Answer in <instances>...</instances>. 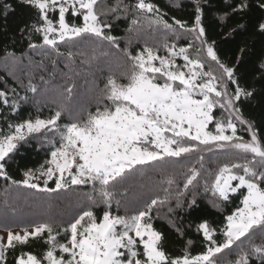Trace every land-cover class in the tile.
Wrapping results in <instances>:
<instances>
[{"label":"snow or ice","instance_id":"6c2138e0","mask_svg":"<svg viewBox=\"0 0 264 264\" xmlns=\"http://www.w3.org/2000/svg\"><path fill=\"white\" fill-rule=\"evenodd\" d=\"M206 2L192 0L191 18L171 17L170 22L152 0H117L106 11L97 10L98 0H0L5 24L16 6L31 11L32 19L18 27L30 50L47 47L63 55L61 44L94 39L121 51L127 62L125 70L110 71L102 87L94 83L86 103L72 106L75 85L68 84L47 117L37 114L7 122L6 130L0 128V178L11 186L48 195L63 193L70 202L71 197L78 198L76 189L91 188L83 194L86 202L67 220L49 216L18 231L6 228L0 235V264H222L226 250L234 248L235 259L223 264H264V242L251 239L256 232L264 236V136L241 107L244 101L264 95V57L254 69L253 83H242L239 66L247 49H239L235 62L221 57L217 39L210 38L205 27ZM254 8L260 13L255 27L264 35V0H226L218 12L222 28L227 29L224 36L244 30L246 23L230 26L229 21L244 20ZM109 14L112 20L106 18ZM121 16L130 18L129 33L146 25L149 31L162 29L169 35L162 43L145 42L135 53L127 46L121 49L120 38L111 34L113 22ZM181 32L191 37L184 46L176 43ZM36 37L40 43L34 42ZM66 54L73 57L71 50ZM27 90L36 93L37 85L29 80ZM12 92L10 98L8 90H0V106L15 112L18 102L15 89ZM238 126L247 139L237 134ZM32 139L48 145L46 158L14 179L7 165ZM204 152L234 155L218 160L213 170L205 169ZM193 155L196 162L183 173L182 187L174 174H166L163 196L156 194L135 206L117 198L128 191L125 188L122 194L118 188L143 168L159 166L165 174L179 159ZM201 188L211 193L216 209L240 195L223 227L206 218L185 226L182 217H175L177 209L190 213L198 207ZM173 199L168 228L184 239L194 227L202 236L196 254L191 251L192 239L185 241L179 254L169 251L167 232L155 227L159 208ZM100 208L102 214L97 215ZM34 240L44 244L40 253L25 250Z\"/></svg>","mask_w":264,"mask_h":264},{"label":"trees","instance_id":"16d2710c","mask_svg":"<svg viewBox=\"0 0 264 264\" xmlns=\"http://www.w3.org/2000/svg\"><path fill=\"white\" fill-rule=\"evenodd\" d=\"M116 2L117 0H103V5L108 8ZM152 2L158 5L162 12L167 14L165 18L169 19L170 22L171 17L184 20H189L191 18L193 11L192 0H152ZM225 2L226 0H207L204 17L205 27L208 30L209 37L217 39L220 55L224 59L235 62V58L239 54V49L241 47H246L247 51L243 55V60L239 66V73L244 77L242 83L244 81L253 83L254 69L259 59L264 57V35L260 34L255 27L260 13L254 8L244 20L233 17L232 20L229 21L230 26H234L236 23H246V28L244 30H238L232 37L226 38L224 33L227 29L222 28L218 17V12L224 8ZM106 18L112 20L111 14ZM31 19V11L21 6H16L15 13L8 17L6 24L5 21L0 18V63H2L5 58L9 57H24L27 58L26 60L35 63L33 69L23 71L21 75L12 71L8 72L10 69L7 70L0 67V90H8L9 97L11 98L13 95L12 90L15 89V98L18 102V107L15 112L0 106V128L5 130L7 122L15 123L20 120L28 119L29 117L34 118L37 114L42 117H47L50 112L54 110L55 105L53 101L56 103L60 102L57 94L61 93L63 88L68 84L75 85L72 106L76 107L75 103H86L87 101L78 95L79 92H83L82 86L84 84H87L86 91L91 88L94 83H100L102 87L103 85L101 82L110 71L119 72L125 70L127 67V62L121 51H117L105 41L94 39H85L82 42L78 41L74 46H64L61 44L60 52L64 53L63 55H58L47 47L36 49L40 50L39 53H37L36 50H30L27 47V40L21 38L18 27L29 22ZM68 19L71 20L72 18L69 16ZM75 22L78 24L81 23L79 19ZM129 23L130 18L124 16H121L119 20L113 22L111 34L120 38L121 49L127 46L129 50L135 53L138 48L143 46V42L141 41L146 38V36L152 37L154 43H162L164 41L163 36L158 34L159 31H149L146 25L136 30L137 32L134 31L129 33L127 31ZM179 40L185 45L189 39L182 36ZM129 41L133 42L129 44ZM34 42L40 43L39 38H34ZM68 50L73 52V57L69 58L67 56L66 53ZM92 50L95 51L93 60L91 56H89ZM11 53H15V56L10 55ZM32 53H34L35 56H33ZM81 53H83V55H81ZM105 53H107V55H105ZM115 54L118 55L120 59L113 57ZM21 59L23 62H26L25 59ZM53 61H55V63H53ZM90 62L95 63L96 66H92ZM103 64L104 68L102 67ZM41 77H43V79H41ZM29 80L37 85L38 91L36 93L27 90ZM255 86L257 89L260 88L259 83H256ZM87 93L90 94L88 91ZM44 94H48L46 96L47 99L39 101V98ZM25 96H27L26 100L21 99V97ZM241 107L245 116L256 122L260 134L264 136V95L258 94L255 99L244 101ZM216 115L219 116L220 111H217ZM66 119L67 118L62 122H66ZM210 127H212V125ZM243 134L248 138L246 132L243 131ZM47 151L48 145H42L39 143L38 139H32L27 144H23L19 150L13 154V159L9 161L7 165L10 175L14 179H20L24 169L35 168L43 162L46 158ZM203 155L205 169L214 170L218 160L224 159L225 155L230 156L234 154L204 152ZM196 159V155L179 159L178 162L167 169L165 174L160 173L159 166L145 167L140 172L134 174L128 182L118 188V192L122 194L125 188H127L128 191L126 194L118 196L117 198L128 202L130 206H135L138 201L147 200L156 194L163 196L164 193L162 189L167 187V185L163 183L164 175L166 174H174L177 182L180 183L182 187L183 173L188 166L196 162ZM49 183L50 186H54L51 182ZM200 183H203V178H201ZM175 187L176 185L173 186L174 189ZM75 191L79 194L78 198L71 197L70 202L69 197L63 193L52 195L37 193L35 190L23 186H11L9 181L0 178V226L6 228L23 227L49 216L67 220L76 207L86 202V198L83 194L90 192L91 188L83 186ZM9 193L12 194L10 195ZM187 198H191V192L188 193ZM197 202L198 207L193 209L190 213L182 209H177L175 217H182L185 226L189 222H198L200 218H206L212 222L214 226L221 228L225 222L224 217L231 214L235 207L239 205L240 195L236 194L231 196L228 202L221 203L220 208L216 209L211 206L213 202L211 193L205 194L201 188L197 194ZM169 207L175 208L174 199L171 200L169 204L159 208L158 218L155 221V227L164 229L167 232L168 238L166 247L168 250L174 254H179L185 241L187 239H192L194 241L191 249L192 253L196 254L201 251L202 236L195 232L194 227L187 230L184 239L178 238L168 228ZM115 209L116 205L113 203V210L115 211ZM102 210V208L98 209L97 215L102 214ZM120 214H123V206L121 207ZM155 214L156 213H154V215ZM251 239L255 243L264 242V236L259 232L254 233ZM245 244H247V241H245ZM30 245V247L25 249L26 251L40 253L44 249L42 241L34 240L30 242ZM235 256V248L232 252L226 250L225 256L222 257V261L235 259ZM11 259L12 257L10 255L9 261H11ZM253 259L255 260V258Z\"/></svg>","mask_w":264,"mask_h":264},{"label":"rangeland","instance_id":"374dc122","mask_svg":"<svg viewBox=\"0 0 264 264\" xmlns=\"http://www.w3.org/2000/svg\"><path fill=\"white\" fill-rule=\"evenodd\" d=\"M97 10L98 11H106L107 10V8H106V6L105 5H103V0H98V4H97ZM141 31V30H140ZM137 32V31H136ZM139 32V31H138ZM159 35H162L163 36V39H165V36L166 35H168V34H166L162 29L161 30H159V33H158ZM182 36H184V38H186V39H191V37L190 36H187V34H184V33H182L181 32V35H180V38L182 37ZM139 40V39H138ZM135 41V40H134ZM163 41V40H162ZM133 42V41H132ZM131 42V43H132ZM141 42H143V45H144V43L145 42H149V44H154V39L152 38V37H150V36H146V38H144V39H142V41ZM176 43L178 44V46H184V44H182L181 42H180V40H178V41H176ZM143 47V46H142ZM36 52L37 53H39L40 52V50H36ZM94 50H92V52H91V55H89V56H91V58H92V60L94 59ZM33 54V56H35V54L34 53H32ZM161 54H163L162 52H161ZM29 57V56H28ZM113 57H115V58H119L120 59V57L118 56V55H114ZM21 58H23V59H25V61L26 62H23L22 61V59ZM21 58H15V57H9V58H5L3 61H2V63H0V67H2V68H4V69H7V70H9L8 72H10V71H12V72H15L16 74L18 73L19 75H21L22 73H23V71H29V70H31V69H33V65L35 64L34 62H32V61H30V60H26L27 58H24V57H21ZM177 63L178 64H182L183 63V60H182V58H180V57H177ZM90 64L92 65V66H96V64L95 63H93V62H90ZM95 64V65H94ZM103 68H104V64H103V66H102ZM106 68V67H105ZM107 69V68H106ZM105 70V69H104ZM84 84V83H83ZM82 84V85H83ZM86 85L87 84H84L83 86H82V88H83V92H79L78 93V95H80L81 96V98H84V100L85 101H87L88 100V98H89V96H90V94H88L87 93V91L90 93V91H91V88H89V89H87V91H86ZM57 92H59V91H57ZM48 94H44L42 97H40L39 98V96H38V98L40 99L39 101H41V100H43V99H47V96ZM45 96V97H44ZM57 96H58V98L61 100V97H60V93H58L57 94ZM36 100H37V98H36ZM77 105V103H75V106ZM211 126V125H210ZM213 127V126H212ZM211 128V127H210ZM238 128H239V126H238ZM243 129L242 128H239V130H238V135H240V136H243L245 139H247V137H245L244 136V134H243ZM245 132V131H244ZM228 154H234V153H228ZM12 192V191H11ZM10 195L12 194V193H9ZM11 211H13V210H11ZM21 227H15V228H12L14 231H18L19 229H20ZM5 229H6V227H4V226H0V235H4L5 234ZM224 261H222V263H223Z\"/></svg>","mask_w":264,"mask_h":264}]
</instances>
